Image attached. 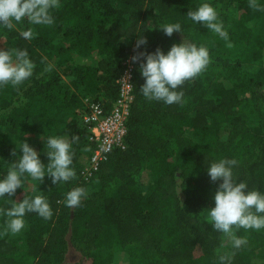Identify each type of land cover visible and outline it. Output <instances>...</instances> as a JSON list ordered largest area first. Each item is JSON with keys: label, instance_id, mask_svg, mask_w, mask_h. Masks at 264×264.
I'll return each mask as SVG.
<instances>
[{"label": "trees", "instance_id": "trees-1", "mask_svg": "<svg viewBox=\"0 0 264 264\" xmlns=\"http://www.w3.org/2000/svg\"><path fill=\"white\" fill-rule=\"evenodd\" d=\"M203 2L59 0L52 26H31L25 21L17 29L0 27V49H27L35 64L33 76L23 84L0 87V128L6 129L0 138L26 140L31 145L27 133L63 136L73 145L76 171L70 181L53 184L46 175L32 186L26 174L12 198H0V208H7L11 199L40 194L53 210L48 220L27 213L26 227L18 233L7 230V217L0 215V264H65L68 242L91 264H107L110 255L122 251L128 255V264H220V255H226L225 264H254L261 259L258 250L264 229H236L235 234L247 243L240 248L231 244L221 251L224 235L207 219L220 181L210 180L206 169L213 160H235L234 180L264 191V67L248 72L237 60H215L178 89L183 91L180 103L167 105L143 97L139 61L131 59L157 48L166 52L181 42L177 35L198 46L211 38L228 50L247 49L252 41L248 25L264 16V0H255L256 7L250 6V0H207L217 10L227 40L188 17V10ZM231 7H235L234 16ZM175 22L182 25V33L169 37L157 29ZM29 26L35 33L30 41L19 35ZM138 36L146 40L139 48ZM258 49L256 44L257 58ZM59 57L63 63L46 71ZM74 57L81 63H73ZM128 58L134 66V100L126 147L111 152L86 183L80 170L94 143L83 120V99L100 101L109 110ZM243 95L256 115L253 125L234 113ZM187 131L192 138L185 137ZM45 151L42 147L38 153L46 164ZM11 165L0 168V176ZM142 174L152 182L147 194L138 185ZM94 181L96 189L88 192ZM77 186L87 194L78 206L69 208L63 203L64 194ZM18 241H23L22 246Z\"/></svg>", "mask_w": 264, "mask_h": 264}, {"label": "clouds", "instance_id": "clouds-1", "mask_svg": "<svg viewBox=\"0 0 264 264\" xmlns=\"http://www.w3.org/2000/svg\"><path fill=\"white\" fill-rule=\"evenodd\" d=\"M58 6L59 0H0V27L12 29L25 21L31 26H52L55 24L53 11ZM250 6H257L255 0H250ZM187 15L193 22L204 25L227 40L228 33L218 20V12L207 0L194 9H189ZM31 26L19 31L21 38L30 41L34 37ZM157 29L169 37L174 32H183L179 22L166 23ZM145 43L146 40L138 36L136 47ZM131 59L133 62L139 61L138 71L144 79L139 90L143 97L149 101L171 105L182 101L183 91L178 89L185 81L195 78L206 69L210 63V54L206 46L187 43L182 39L179 43H173L166 52L157 48L152 52H141ZM53 67L49 64L46 71H51ZM34 69L35 64L27 49H0V87L23 84L33 76ZM41 138L44 140L47 163H43L39 153L23 140L19 152L13 150L17 159L6 174L0 176V198H12L17 189L21 188L22 178L26 174L40 182L46 175L50 176L53 184L70 181L76 176L72 167V143L59 135H43ZM72 139L76 140L77 137ZM235 164V160L226 158L207 164L210 180L220 181L212 197L214 206L207 208V219L212 228L230 239L234 248H240L247 240L243 236H237L236 229H264V191L249 189L245 181L234 180ZM86 194L83 187H74L64 194L63 203L69 208L76 207ZM9 203L10 207L0 208V215L7 217L6 228L12 233H18L25 227L24 218L27 213L35 212L45 220L50 219L53 214L48 200L40 194L24 196L20 201L11 199ZM218 259L220 264H225L227 257L220 255Z\"/></svg>", "mask_w": 264, "mask_h": 264}, {"label": "rangeland", "instance_id": "rangeland-1", "mask_svg": "<svg viewBox=\"0 0 264 264\" xmlns=\"http://www.w3.org/2000/svg\"><path fill=\"white\" fill-rule=\"evenodd\" d=\"M230 13L232 16L235 15V7L230 8ZM19 24H17L14 28H18ZM249 28L252 34V41L250 46L244 50L245 47H240L235 50H228L227 47L223 46V42L216 41L214 39H207L203 41L200 45H204L209 49L210 54V62L219 61L224 62L223 60L231 61H239L244 70L250 72L255 71L261 67H264V16L260 17L254 21L249 23ZM177 38L182 41L184 39L185 42L190 43L188 39H186L182 35H177ZM256 44H259L258 49V58L254 55L253 48ZM3 45V41L0 42V48ZM212 47H217L219 49L216 52L212 51ZM230 59V60H229ZM63 63L62 58L55 59L51 63L53 66L61 65ZM73 63L80 64L81 59L74 57ZM61 71V69H58ZM224 71V70H223ZM223 71L221 73H223ZM87 98L83 99V104L85 105V101ZM91 100V99H89ZM88 100V101H89ZM235 115L242 117L245 120L247 125H253L256 122V115L253 112L248 97L243 95L241 103L234 108ZM30 132V131H28ZM0 134H6L5 127L0 128ZM26 137L31 139V146L38 152V150L44 147V140L41 138L42 136L37 133H27ZM185 137L192 138L193 133L191 131H187L185 133ZM22 140H4L0 138V168L4 165H8L13 163L17 157L13 155V150L15 149L17 152L18 147L20 146ZM38 180L32 179L29 184L30 186L34 185ZM138 185L142 189L144 193H149L151 191L152 182L148 175L142 174L138 178ZM96 189V182L94 181L87 187L88 192H92ZM209 206H214V201L211 198L209 202ZM26 227V223H25ZM24 227V228H25ZM1 235V233H0ZM23 241H18L17 245L22 246ZM231 241L228 237L224 236L223 244L221 246V251H227L229 246L231 245ZM258 256L261 258L260 260H256L254 264H264V242L261 243L258 250ZM65 264H91L90 260L85 258L80 251L73 247L70 242H68V251L65 257ZM107 264H128V255L126 252H118L116 254L110 255L107 259Z\"/></svg>", "mask_w": 264, "mask_h": 264}, {"label": "built area", "instance_id": "built-area-1", "mask_svg": "<svg viewBox=\"0 0 264 264\" xmlns=\"http://www.w3.org/2000/svg\"><path fill=\"white\" fill-rule=\"evenodd\" d=\"M123 66L124 70L116 80L117 98L109 110L100 101H85L83 120L89 128L90 141L94 143L90 157L80 170V178L86 183L91 181L100 164L108 160L111 152L126 147L127 119L134 100V66L130 58L123 62Z\"/></svg>", "mask_w": 264, "mask_h": 264}]
</instances>
